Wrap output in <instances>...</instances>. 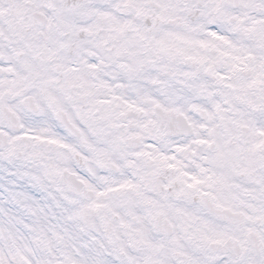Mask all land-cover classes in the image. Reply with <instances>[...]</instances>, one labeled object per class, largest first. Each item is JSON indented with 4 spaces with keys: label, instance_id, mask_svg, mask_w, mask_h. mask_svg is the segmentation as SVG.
I'll return each mask as SVG.
<instances>
[{
    "label": "snow or ice",
    "instance_id": "snow-or-ice-1",
    "mask_svg": "<svg viewBox=\"0 0 264 264\" xmlns=\"http://www.w3.org/2000/svg\"><path fill=\"white\" fill-rule=\"evenodd\" d=\"M0 264H264V0H0Z\"/></svg>",
    "mask_w": 264,
    "mask_h": 264
}]
</instances>
